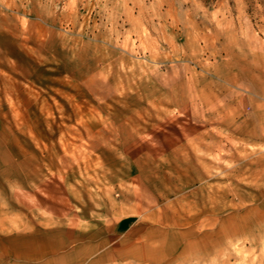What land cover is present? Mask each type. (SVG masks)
Masks as SVG:
<instances>
[{
  "label": "rangeland",
  "instance_id": "obj_1",
  "mask_svg": "<svg viewBox=\"0 0 264 264\" xmlns=\"http://www.w3.org/2000/svg\"><path fill=\"white\" fill-rule=\"evenodd\" d=\"M57 227L264 264V0H0V237Z\"/></svg>",
  "mask_w": 264,
  "mask_h": 264
},
{
  "label": "crops",
  "instance_id": "obj_2",
  "mask_svg": "<svg viewBox=\"0 0 264 264\" xmlns=\"http://www.w3.org/2000/svg\"><path fill=\"white\" fill-rule=\"evenodd\" d=\"M81 232L75 228L57 227L3 236L0 237V257L12 258L22 264H80L94 252L104 249L98 241L78 239ZM128 244L136 248V240H130ZM119 251L124 253V246Z\"/></svg>",
  "mask_w": 264,
  "mask_h": 264
}]
</instances>
